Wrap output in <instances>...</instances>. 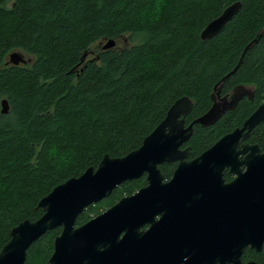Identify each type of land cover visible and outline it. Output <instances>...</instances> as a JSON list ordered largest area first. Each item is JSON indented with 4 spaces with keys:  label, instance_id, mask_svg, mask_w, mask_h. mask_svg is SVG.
<instances>
[{
    "label": "trees",
    "instance_id": "16d2710c",
    "mask_svg": "<svg viewBox=\"0 0 264 264\" xmlns=\"http://www.w3.org/2000/svg\"><path fill=\"white\" fill-rule=\"evenodd\" d=\"M234 1L241 7L212 38L202 28ZM264 29V0H0V249L19 222L38 219L41 197L101 158L138 148L178 98L192 100L185 125L206 112L216 83L231 71ZM141 37L127 46L100 49L102 40ZM22 51L29 64L6 63ZM243 84L242 98L210 126L195 124L182 145L193 158L241 126L264 101V34L236 70L217 85L228 94ZM264 150V121L247 139ZM176 162L159 165L165 179ZM226 176L228 173L226 172ZM146 174L127 180L77 216L81 225L146 185ZM61 228L46 231L26 251L24 264H47ZM264 264L247 247L242 261Z\"/></svg>",
    "mask_w": 264,
    "mask_h": 264
},
{
    "label": "water",
    "instance_id": "95a60500",
    "mask_svg": "<svg viewBox=\"0 0 264 264\" xmlns=\"http://www.w3.org/2000/svg\"><path fill=\"white\" fill-rule=\"evenodd\" d=\"M240 7V1L227 5L202 28L200 38L214 37ZM262 34L264 29L216 83L213 101L219 96L217 85L236 70L245 51ZM102 42L101 49L116 44L115 39ZM6 63L25 64L24 53L12 51ZM244 96L251 100L253 91L243 84L235 86L224 103L214 101L186 126L192 100L187 96L176 99L138 148L121 157L105 154L95 168H86L41 197L37 207L42 215L11 228L0 249V264H24L27 248L56 227L61 230L47 264H258L253 259L243 262L242 254L247 247L259 252L264 242V150L243 141L264 121V101L240 127L222 135L198 156L188 159V149L181 148L194 124H214ZM0 104L1 113H7V99ZM173 161L177 166L165 180L158 166ZM225 168L234 175L228 182L223 177ZM143 174L146 185L75 225L85 207Z\"/></svg>",
    "mask_w": 264,
    "mask_h": 264
},
{
    "label": "flooded vegetation",
    "instance_id": "af4514ba",
    "mask_svg": "<svg viewBox=\"0 0 264 264\" xmlns=\"http://www.w3.org/2000/svg\"><path fill=\"white\" fill-rule=\"evenodd\" d=\"M100 47H101V43L98 42V43L96 44V47H95L97 50L94 51V50L91 49V50L89 51V54H93L94 56H97V53H96V52H97L98 50L101 49ZM94 56H93V57H94ZM93 57H92V58H93ZM249 88H250V87H249ZM231 91H232V90H231ZM231 91H230L228 94H221V93L218 92V93H219V96H217V95L215 94L216 96H215L214 101H215V102H218V103H221V104L224 103L223 98H225V97L228 98L229 95H230V93H231ZM244 97L248 98L247 96H244ZM244 97H243V98H244ZM241 99H242V98H241ZM211 100H212V99H211ZM249 100H250V99H249ZM214 101L212 100V103H213ZM239 101H240V100H239ZM211 105H212V104H211ZM210 107H211V106H210ZM234 108H235V107H234ZM234 108H233V109H234ZM231 110H232V109H231ZM227 111H228V110H227ZM204 113H205V112H204ZM223 114H224V113H223ZM187 125H188V124H187ZM194 125H195V124H194ZM194 125H193V126H194ZM185 126H186V125H185ZM239 127H240V126H239ZM192 131H193V130H192ZM251 131H252V130H251ZM251 131H250V132H251ZM249 134H250V133H249ZM248 137H249V136H248ZM247 139H248V138H247ZM247 139L244 140L243 142L249 143V142L247 141ZM216 141H217V140H216ZM184 144H185V143H184ZM249 144H255V143H249ZM209 147H210V146H209ZM181 148H182V146H181ZM185 148H186V147H185ZM185 148H182V149H185ZM187 151H188V150H187ZM262 151H263V150H262ZM187 156H188V155H187ZM197 156H198V155H197ZM195 157H196V156H195ZM187 158H188V159H192V158H189V156H188ZM193 158H194V157H193ZM173 162H176V163H177V161H173ZM163 164H164V163H163ZM161 165H162V164H161ZM176 166H177V164H176ZM176 166H175V167H176ZM174 169H175V168H174ZM226 172L228 173V176H226ZM172 173H173V172H172ZM170 177H171V176H170ZM223 177H224V180H225L226 182H228V181H230V180H232V179L234 178V175H233L232 173L229 172L228 168H225L224 171H223ZM164 179H165V178H164ZM168 179H170V178H168ZM168 179H165V180H168ZM94 204H95V203H94Z\"/></svg>",
    "mask_w": 264,
    "mask_h": 264
},
{
    "label": "rangeland",
    "instance_id": "374dc122",
    "mask_svg": "<svg viewBox=\"0 0 264 264\" xmlns=\"http://www.w3.org/2000/svg\"><path fill=\"white\" fill-rule=\"evenodd\" d=\"M140 38H141L140 36L139 37L137 36V37H133V40H130L128 35H124V36H121V38L116 41V46L117 47H122V46H127V45H130V44H133V43H137L140 40ZM104 42H102L101 45H103ZM92 50L96 51L97 49L96 48H92ZM93 56H94L93 54H89L88 53V55H86V58H90L91 59ZM24 59L26 60L25 64H29L31 62V60H32V57L24 53Z\"/></svg>",
    "mask_w": 264,
    "mask_h": 264
}]
</instances>
